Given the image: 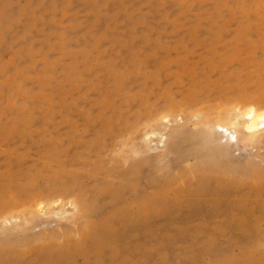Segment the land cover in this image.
Wrapping results in <instances>:
<instances>
[{
	"label": "rangeland",
	"instance_id": "374dc122",
	"mask_svg": "<svg viewBox=\"0 0 264 264\" xmlns=\"http://www.w3.org/2000/svg\"><path fill=\"white\" fill-rule=\"evenodd\" d=\"M252 108L264 0H0V264H264Z\"/></svg>",
	"mask_w": 264,
	"mask_h": 264
},
{
	"label": "bare ground",
	"instance_id": "6f19581e",
	"mask_svg": "<svg viewBox=\"0 0 264 264\" xmlns=\"http://www.w3.org/2000/svg\"><path fill=\"white\" fill-rule=\"evenodd\" d=\"M241 114L242 113H240L239 115H241ZM244 116H245V120H246L245 129L248 133L252 134V133L258 132L261 129H264V112H258V111H256V109L252 108ZM163 142L164 141H162V143Z\"/></svg>",
	"mask_w": 264,
	"mask_h": 264
}]
</instances>
